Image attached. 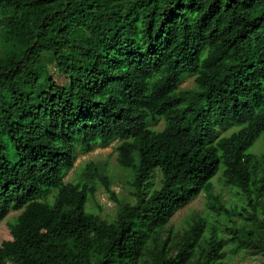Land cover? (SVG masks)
Wrapping results in <instances>:
<instances>
[{
	"label": "trees",
	"instance_id": "16d2710c",
	"mask_svg": "<svg viewBox=\"0 0 264 264\" xmlns=\"http://www.w3.org/2000/svg\"><path fill=\"white\" fill-rule=\"evenodd\" d=\"M112 141L127 199L93 161L65 181ZM12 211L0 264H222L228 246L264 264V0H0V223Z\"/></svg>",
	"mask_w": 264,
	"mask_h": 264
},
{
	"label": "rangeland",
	"instance_id": "374dc122",
	"mask_svg": "<svg viewBox=\"0 0 264 264\" xmlns=\"http://www.w3.org/2000/svg\"><path fill=\"white\" fill-rule=\"evenodd\" d=\"M191 79H186L182 84V87H190L192 84ZM152 130H161L163 127V121L159 120L157 122H150L148 125ZM231 132V129H226V135ZM118 146L117 141H112L107 145H96L94 149L86 154L77 153V158L74 162V166L71 170L67 172L65 175V181H74L79 177L81 172L82 165L85 162L93 161L98 165L103 164L107 168V175L110 178L112 183V190L115 191L118 198L120 200L127 199L129 186L127 184V180L129 179V173L118 168L115 162L116 157V147ZM263 150V140L259 138L256 143L253 145L250 151L259 153ZM159 177L154 179V188L159 187ZM218 189V187H216ZM215 189V190H216ZM218 191V190H217ZM222 202H227L231 204L230 208H234L237 205L233 196L228 193L225 189L222 191ZM116 203L111 201L108 198L107 193H105L102 187H98L95 198L92 202L89 203V206L93 208V210L100 214L101 217L111 216L115 209L117 208ZM204 198L203 196H198L193 199L184 209L178 211L168 223V226L171 227L174 232L180 231L182 228L187 226V221H189L192 217H195L197 214L204 215ZM18 212L12 211L8 214L7 218L0 223V243L4 240H9L11 238L9 233L8 223L16 217ZM217 228H225L227 226H241L243 224L242 220L236 216H221L214 220ZM263 259L259 256H250L244 252H235L231 251V246L225 248V258L222 261V264H262Z\"/></svg>",
	"mask_w": 264,
	"mask_h": 264
}]
</instances>
